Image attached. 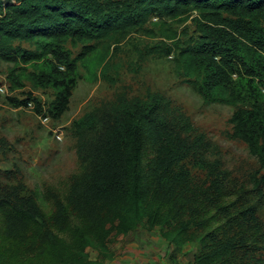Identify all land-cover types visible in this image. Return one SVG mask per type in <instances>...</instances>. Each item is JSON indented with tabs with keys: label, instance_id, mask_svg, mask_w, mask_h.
<instances>
[{
	"label": "trees",
	"instance_id": "trees-1",
	"mask_svg": "<svg viewBox=\"0 0 264 264\" xmlns=\"http://www.w3.org/2000/svg\"><path fill=\"white\" fill-rule=\"evenodd\" d=\"M194 12V31L178 35L168 19ZM155 32L162 39L146 45V54H173L176 74L206 102L235 107L232 136L257 156L263 172L255 187L264 196V0H0V55L14 63L8 73L11 88L29 81L35 88L53 89L48 106L53 117L68 109L80 66L106 77L120 44L133 33ZM10 99L17 107L32 100L42 111L41 100L30 92ZM97 118L86 113L73 122L82 163L72 188H81H71L68 203L59 200L49 217L38 194L22 195L21 183L0 178L5 222L0 264H105L115 257L112 237L138 226L159 228L168 242L182 246L194 240L195 215L188 212L220 203L221 163L205 160L202 145L163 121L153 106H134L120 117L105 112L95 124ZM145 142L155 151L149 160ZM189 158L210 167L214 177L205 190L191 191ZM6 173L0 170V177ZM254 210L242 218L249 220ZM200 244L184 264H223L239 246L213 231ZM89 247L98 251L97 258Z\"/></svg>",
	"mask_w": 264,
	"mask_h": 264
},
{
	"label": "rangeland",
	"instance_id": "rangeland-1",
	"mask_svg": "<svg viewBox=\"0 0 264 264\" xmlns=\"http://www.w3.org/2000/svg\"><path fill=\"white\" fill-rule=\"evenodd\" d=\"M195 16L197 12L186 19L168 22L178 35L190 34L194 31ZM159 32L153 33L155 36L133 33L120 44L106 77L100 71L95 76L80 66L69 107L59 117L48 111L55 98L53 89L35 88L29 81H25L23 88H11L8 73L14 63L0 55V170L7 172L1 175V182L21 183V194L25 196L38 194V204L49 217L59 200L68 203L71 190L81 188L80 184L72 188L82 163L74 120L92 113L98 116L95 124H99V116L105 112L120 117L134 106L136 109L153 106L163 121L202 145L205 160L221 163L225 177L223 196L217 206L208 205L205 212H188L195 215L190 228L194 240L177 246L168 242L159 228L138 226L126 235L112 237L115 257L105 264H184L194 258L201 247L200 239L209 231L225 235V243L239 245L223 264H264V196L255 187L263 172L259 160L243 140L232 136L230 118L234 106L206 102L176 74L173 54H146V45L162 39L156 36ZM79 50L74 49L75 54ZM29 92L41 100L42 111L32 100L28 105L12 104L11 96L23 99ZM154 156L155 151L145 142L144 159ZM192 161L186 160L192 174L191 191L205 190L214 175L210 174L208 164L202 166ZM198 204L201 208L203 203ZM252 207L255 214L244 220L242 217H248ZM188 215L183 219H188ZM4 231L5 222L0 216V242ZM66 234L71 237V232L63 234L67 238ZM88 251L93 259L98 257L96 249L89 247Z\"/></svg>",
	"mask_w": 264,
	"mask_h": 264
}]
</instances>
